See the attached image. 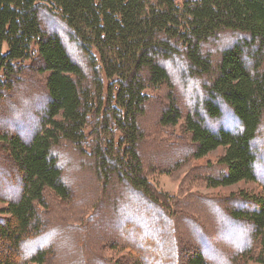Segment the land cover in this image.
Here are the masks:
<instances>
[{
  "label": "trees",
  "instance_id": "1",
  "mask_svg": "<svg viewBox=\"0 0 264 264\" xmlns=\"http://www.w3.org/2000/svg\"><path fill=\"white\" fill-rule=\"evenodd\" d=\"M27 71L40 77L44 94L37 92L36 103L13 122L16 134L0 135L20 179L16 196L4 194L12 184L0 191L6 205L0 264H46L54 254L53 243L37 248L50 225L40 210L48 192L72 198L55 155L65 145L94 170L93 197L101 189L107 197L116 178L146 203L125 193L108 197L118 203L114 221L125 239L157 228V237L143 245L148 252L139 254L143 261L131 264H179L173 248L157 246L176 236L168 234L174 219L155 197L140 149L142 121L153 104L160 128L183 130L190 157L201 160L224 148L219 174L207 178L210 187L245 181L264 190V0H0V100ZM219 202H201L212 209V230L186 222L202 246L190 249L187 263L209 264L210 231L232 248L217 253L218 264L254 255L264 264V196Z\"/></svg>",
  "mask_w": 264,
  "mask_h": 264
},
{
  "label": "rangeland",
  "instance_id": "2",
  "mask_svg": "<svg viewBox=\"0 0 264 264\" xmlns=\"http://www.w3.org/2000/svg\"><path fill=\"white\" fill-rule=\"evenodd\" d=\"M176 1L182 3L187 0ZM222 41L225 45L229 38L225 37ZM0 78H3V73H0ZM19 81L15 90L12 93H5L3 99L0 100V135L4 132L16 134L17 130L13 125L20 122L19 114L24 113L25 108L31 103H36L37 92L44 94V83L38 75L27 71ZM166 92L160 93L162 101ZM180 93L182 90L178 88L176 94L179 96ZM37 104L33 108L35 112L39 110ZM149 110L148 117L142 121L146 139L140 149L146 162L147 175L155 197L174 219V223L168 221V234L172 237L173 232H176L173 240L169 239L162 243L163 245L157 244V246L160 250L169 249L170 251L173 248L176 251L177 262L188 264L186 257L190 249L194 247L201 249L202 246L199 235L191 224L186 222L192 219L197 220L198 223L207 224L206 229L212 230L213 227L210 222V215L214 217L212 209L201 202L211 199L221 203L219 201L228 200L230 197L239 198L241 194L247 197H263L264 190L257 182L245 181L229 187H210L207 178L219 174L218 163L225 152L224 148L217 149L201 160L190 157L192 150L188 147L191 144L183 130L180 127L160 128L156 123L159 118V107L153 104ZM71 149V146L65 145L56 150L55 155L60 158V166L65 171L64 180L73 192L72 198L69 201H63L48 192L46 206L40 210L44 212L50 225L44 232L43 240L38 242L37 248L51 243L54 245L52 247L54 254L49 257L46 264H102L101 261L107 264H131L137 260V262L143 261L139 254L148 252L143 245L152 242L157 237V228L154 234L145 232L136 238L125 239L123 232L116 230V220L114 221V217L118 214V203L113 201L114 203L111 204L108 197L111 196L110 193L115 197L125 193L130 197L132 195L136 197L138 203L143 205L146 203L130 188H127L126 192V186L125 190L123 186H118L116 178L114 184L108 187L107 197L105 196L107 195L106 188H104L106 190L101 189L98 198L93 197L95 195L90 193L93 189L95 190L93 188L96 180L94 170H90L87 163L80 158V154L78 152L73 154ZM10 164L8 155L0 143V170H3V174H0V191L7 184H12L11 189L3 190L7 198L16 196L18 191H14L13 187L20 182L18 172L11 170ZM220 205L223 206V204ZM5 207L4 203H0V210ZM223 207L225 210L230 208L227 205ZM1 216L3 215L0 214V218ZM132 219L148 223L143 218L133 217ZM160 219L167 223L161 214ZM150 220L155 221L156 219ZM208 234L215 250L208 263L218 264L217 253L220 254L222 250L227 252L232 248L227 241L216 237L214 232L209 231ZM136 245L140 247L136 248ZM260 248L257 245L254 251L257 250L256 253H258ZM253 257L255 255L244 258L240 264H260Z\"/></svg>",
  "mask_w": 264,
  "mask_h": 264
}]
</instances>
